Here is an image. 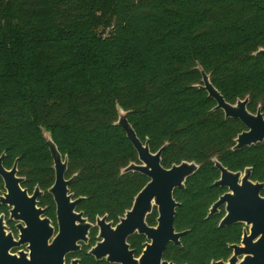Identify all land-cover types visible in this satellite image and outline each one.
I'll list each match as a JSON object with an SVG mask.
<instances>
[{
  "label": "trees",
  "instance_id": "obj_1",
  "mask_svg": "<svg viewBox=\"0 0 264 264\" xmlns=\"http://www.w3.org/2000/svg\"><path fill=\"white\" fill-rule=\"evenodd\" d=\"M260 47L264 0H0L3 165L17 160L24 186L39 184L53 216L45 129L67 159L78 210L117 221L148 180L137 171L121 173L139 160L115 123L119 105L151 152L165 145L163 167L199 164L174 190L180 202L174 225L187 232L166 257L178 264L225 259L241 225L218 227V214L206 217L224 191L213 184L219 173L212 158L231 170L253 165L252 179L264 181V143L231 149L243 127L215 109L198 67L227 102L248 95L249 109L260 103L264 113ZM147 220L153 224L155 213ZM131 242L140 247L138 238ZM81 263L96 264L84 254Z\"/></svg>",
  "mask_w": 264,
  "mask_h": 264
},
{
  "label": "water",
  "instance_id": "obj_2",
  "mask_svg": "<svg viewBox=\"0 0 264 264\" xmlns=\"http://www.w3.org/2000/svg\"><path fill=\"white\" fill-rule=\"evenodd\" d=\"M255 53L264 56V48H259ZM202 75V88L208 96L216 101L215 109H221L225 118L239 119L247 128L236 137V149L251 146L264 140L261 128H264V118L258 111L251 114L246 109L247 98L238 100L235 104L227 102L222 94L213 86L202 67H198ZM118 119L116 124L125 131L137 152L139 163L131 162L121 169V173L137 171L147 176L149 181L142 187L134 198L131 209L125 212L120 222L113 228L105 222V217L98 220L100 226L99 236L103 241L98 242L90 253L97 259L107 257L112 263L137 264L132 259V252L126 243L127 237L137 231L145 234L151 243H146L140 264H174L173 262L161 261L163 250L168 243L180 244V238L186 231L177 232L174 227L175 208L179 203L174 199L173 192L176 188H182L188 176L193 174L198 165L194 161H182L165 168L161 164V154L165 147L163 145L156 152H151L147 140L143 143L137 136L132 125L127 119V112L117 105ZM43 136L48 145L53 161L55 180L49 191L53 195L56 204V215L58 221L57 242L54 246L46 243L54 233V228L48 218H41L45 209L37 208V198L41 192L36 188L31 196L27 190L21 188L23 178L17 176V160L11 168L3 165L5 154H0V178L4 182L6 192L0 195V203L10 207V218L20 221L17 225L20 234L14 239L10 232H6L5 223L0 215V264H64V257L70 252L80 249L79 242L87 241V235L91 224L83 218L82 212H76L75 208L81 197L72 200V193L69 192V184L72 178L66 179L67 159L63 158L49 131L43 129ZM221 171L220 178L215 181L216 185L228 188V192L221 195L210 209V215L225 204V215L219 223L220 227L230 226L234 223L243 222L249 226V233L243 232L240 245L233 244V255L224 262L219 260L215 264H264V215L252 210L246 205L234 203L237 188L243 187L254 190L258 197L264 187L263 182L250 180L249 171L246 170L241 177L240 172H231L218 164ZM169 171L171 174L170 183L156 195V189L152 187L154 173ZM162 199V203H161ZM153 205L158 206L159 216L157 226L150 227L145 223V216L151 211ZM69 220L74 223L71 231L65 230ZM24 223V224H23ZM26 245V251L19 250L11 254L14 247ZM242 256V260L239 258ZM70 264H79L73 259Z\"/></svg>",
  "mask_w": 264,
  "mask_h": 264
},
{
  "label": "flooded vegetation",
  "instance_id": "obj_3",
  "mask_svg": "<svg viewBox=\"0 0 264 264\" xmlns=\"http://www.w3.org/2000/svg\"><path fill=\"white\" fill-rule=\"evenodd\" d=\"M245 98H247V104H246V109L251 113V114H256L258 111L262 114V116H263V118H264V113H263V111L261 110V104L260 103H257L256 104V107H255V109L254 110H250L249 109V107H248V105L250 104V98H249V96L248 95H246L245 97H243V98H239V99H237L234 103H231V104H235L238 100H243V99H245ZM214 100V99H213ZM215 101V100H214ZM230 103V102H229ZM215 106H216V101H215ZM221 110V109H220ZM222 111V110H221ZM223 112V111H222ZM223 114H224V112H223ZM224 118H225V116H224ZM225 119H232V120H236V121H238L241 125H242V127H243V129L240 131V132H238L237 133V135L235 136V138H234V145L231 147V149H236L234 146L236 145V137L238 136V134L239 133H241V132H243V131H245V130H248V128L239 120V119H234V118H225ZM264 143V140L262 141V142H258V143H256V144H253V145H251V146H245V147H243V148H241V149H237V150H241V151H243L244 149H250V148H252V147H255V146H257V145H259V144H263ZM212 161H213V165L217 168V170H218V173H219V175H218V177H217V179L215 180V181H217L219 178H220V176H221V171H220V169H219V167H218V164H220L221 166H223L224 168H226L228 171H231V172H240L241 173V177L244 175V173H245V171L246 170H248L249 171V174H250V180L251 181H254V182H263L264 183V181H259V180H253L252 179V173H253V169H254V167H253V165H245L243 168H241V169H238V170H231V169H229V168H227L225 165H223L221 162H219L216 158H212ZM195 162V161H194ZM263 162H264V159H263ZM196 163V162H195ZM197 165H198V167H199V164L198 163H196ZM166 168V167H165ZM198 169V168H197ZM192 175V174H191ZM190 175V176H191ZM17 176H19V177H22L23 178V182L21 183V188H23V189H26L27 190V193H28V195L29 196H31L32 194H33V192H34V190L36 189V188H38L39 190H40V192H41V194H40V196L37 198V208H42V209H45V212H44V214H42L41 215V218H48L49 220H50V224H51V226L54 228V233H53V236H56L57 235V233H58V221H57V215H56V204H55V201H54V198H53V195L51 194V192L49 191V188L53 185V183H54V181H53V183L51 184V186L46 190V191H48L50 194H51V197H52V200H53V204H54V210H53V216H51V215H49V214H47V211H48V205H46V204H44V203H41V201H40V199H41V197L44 195V193H45V191L39 186V184H37V183H35L34 185H33V187L31 188V189H29L28 187H26V186H24V184H25V181H26V178L23 176V175H21V174H19L18 172H17ZM145 176V175H144ZM148 180H147V182L149 181V178L147 177V176H145ZM189 177V176H188ZM187 177V178H188ZM65 178L66 179H69V178H67L66 177V174H65ZM186 178V179H187ZM2 180V179H1ZM54 180H55V172H54ZM186 181V180H185ZM215 181L213 182V184L214 185H216L215 184ZM146 182V183H147ZM2 183H3V188H2V190L0 191V195H2L3 193H5L6 192V190H5V187H4V182L2 181ZM145 183V184H146ZM145 186V185H144ZM217 186H219V185H217ZM219 187H221V186H219ZM68 188H69V186H68ZM221 188H223L224 189V191L220 194V195H218V197L208 206V208H207V216L206 217H210V216H212V215H215V214H218L220 217H219V221H218V227H220L219 226V223H220V221L222 220V218L224 217V215H225V213H226V211H225V204L224 205H221L218 209H217V211L215 212V213H213L212 215H210L209 213H210V209H211V206H212V204L216 201V200H218V198L221 196V195H223L224 193H226V192H228L229 190H228V188H226V187H221ZM142 189V188H141ZM140 189V190H141ZM176 189H180V188H176ZM175 189V190H176ZM139 190V191H140ZM138 191V192H139ZM137 192V193H138ZM137 195V194H136ZM135 195V196H136ZM260 195L261 196H264V194H262V190H261V192H260ZM135 196H134V198H135ZM173 197H174V192H173ZM76 198H78V197H76ZM75 197H73L72 196V200L73 199H76ZM175 199V198H174ZM176 200V199H175ZM177 201V200H176ZM133 202H134V199H133V201H132V204H131V206L128 208V209H126L125 210V212L127 211V210H129V209H131V207H132V205H133ZM178 202V201H177ZM179 203V205H180V202H178ZM1 204V203H0ZM1 206H2V210L0 211V215H2V217H3V220H4V223H5V226H6V228H5V230H6V232H10L11 234H12V236L14 237V239H18V235L20 234V231H19V228L17 227V225L20 223V221H18V220H14V219H12V218H10V215H11V213H10V207L8 206V205H4V204H1ZM179 206H177L176 208H175V216H176V209L178 208ZM75 211L76 212H82L83 213V218H86V221L88 222V223H90L91 224V227H90V229H89V232H88V235H87V241L86 242H84V241H81V242H79V244H80V249L78 250V251H76V252H70V253H68V254H66L65 255V257H64V264H70L71 263V261L73 260V259H77L78 260V262H79V264H82L81 263V260H82V258H83V254L84 255H87V256H89V257H91L92 259H93V261L96 263V264H120V263H112V262H110V261H108L107 260V257H102V258H100V259H97L94 255H92L91 253H90V250L98 243V242H101V241H103V238L102 237H100L99 236V234H100V226H99V224H98V220L99 219H101V218H103V217H105V222L106 223H109L110 225H111V227H115L119 222H120V218H122L124 215H125V212L121 215V216H119L118 217V220L117 221H114L113 219H109L108 218V214L107 213H102V214H97V215H95V217L93 218V219H89L85 214H84V212L83 211H81V210H78V208H77V205H76V208H75ZM155 213V222L153 223V224H150L149 222H148V220H147V218L150 216V215H152V214H154ZM158 216H159V213H158V206H156V205H153L152 206V208H151V211L150 212H148L147 214H146V216H145V223L148 225V226H150V227H156L157 226V224H158V222H157V218H158ZM175 216H174V222H175ZM24 224V223H23ZM235 224H240L241 225V235H240V237H239V240L238 241H236V242H233V243H229V249H230V253H229V255L225 258V259H219V260H222V261H224V262H228V260L231 258V256L233 255V249L231 248V246L233 245V244H237V245H240L241 244V241H242V238H243V232L244 231H247V233H249V226H247L245 223H243V222H238V223H234V224H232V225H230V226H223V227H231V226H233V225H235ZM174 227H175V225H174ZM175 230H176V228H175ZM177 231V230H176ZM182 231H186L187 232V230H181V231H177V232H182ZM93 232H95L94 233V235H93ZM52 236V237H53ZM183 236V235H182ZM135 238H138V242H139V244H140V247L139 248H137L134 244H133V242H131V240H134ZM52 239V238H51ZM50 239V240H51ZM126 243L128 244V248H129V250L132 252V259L133 260H135V261H137V264H140L139 263V259L141 258V256H142V254H143V251L145 250V248H146V243H151V239H148L147 238V236L145 235V234H141V233H138L137 231H135L134 233H132V234H130L128 237H127V240H126ZM169 245H174V246H182V243H181V238H180V244H174V243H168L167 245H166V247H165V249L163 250V253H162V257H161V261H168V262H173L174 264H178V263H176L174 260H172V259H168L167 257H166V250H167V248H168V246ZM19 250H23V251H26L27 252V249H26V245H21V246H19V247H14V248H12L11 250H10V253L11 254H16ZM241 260H242V256H240L239 257ZM219 260H216V261H214V260H212L211 261V263L212 264H215L214 262H217V261H219ZM182 264H186V263H182Z\"/></svg>",
  "mask_w": 264,
  "mask_h": 264
},
{
  "label": "snow or ice",
  "instance_id": "obj_4",
  "mask_svg": "<svg viewBox=\"0 0 264 264\" xmlns=\"http://www.w3.org/2000/svg\"><path fill=\"white\" fill-rule=\"evenodd\" d=\"M261 133L264 134V128H261ZM153 176L154 180L152 182V187L157 190L156 195L159 196L160 192L170 183L171 174L169 171H160L154 173ZM234 203L237 205H246L252 210L258 211L260 214L264 215V197H258L254 190H248L243 187L237 188ZM73 223L72 220H69L65 225V230L71 231ZM56 242V236H53L51 240L46 241V243L52 246H54Z\"/></svg>",
  "mask_w": 264,
  "mask_h": 264
}]
</instances>
